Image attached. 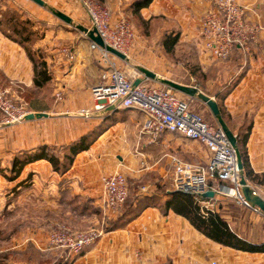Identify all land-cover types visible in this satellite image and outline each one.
<instances>
[{"label":"crops","instance_id":"obj_1","mask_svg":"<svg viewBox=\"0 0 264 264\" xmlns=\"http://www.w3.org/2000/svg\"><path fill=\"white\" fill-rule=\"evenodd\" d=\"M44 1L63 12L73 8L70 0ZM103 1L114 12L124 13V8L133 0ZM241 1L247 6L248 19L264 25V0ZM208 6V0H152L148 6L140 9L139 15L145 20L156 17L181 23L198 21L197 29L193 26L186 29L189 35L199 37V22ZM71 18L74 19L72 16ZM82 33L52 28L36 43V46L43 48L45 52V60L51 75L50 81L40 88L33 84L32 64L23 48L0 33V82L5 84L4 89L10 96L25 103L29 113L35 115L43 113L28 118L19 126L2 130L0 135L2 166L9 168L10 160L18 150L31 149L40 144L58 147L78 139L95 128H99L100 134L89 149L101 143L103 149L109 150L108 144L114 145L122 138L130 139L134 128H137L138 124L141 127L142 121L134 119L132 112H126L125 119L103 129V120L115 109L92 108L90 88L98 81L99 66L89 52V39ZM68 45L73 49L66 55L61 50L63 46ZM201 62V65L207 63L204 60ZM220 62L223 64L221 72L229 71L228 81L224 82L213 95L208 96L216 99L220 94L223 97L224 111L231 120L238 122L236 127L244 119L251 122L246 141L248 162L254 173L264 174V32L260 36L258 46H251L248 52L237 48L223 61L224 63ZM140 66L154 72L157 76L154 80L160 83L162 79L172 80L158 74L148 65ZM26 91L31 92L34 98L28 99L25 96ZM82 108H86L87 112H81ZM231 126V131L236 132L233 125ZM115 129H118V132L113 134ZM89 149L78 153L72 166L63 174L53 171L48 161L40 159L27 164L17 179L1 181L6 183L5 186L11 187L25 179L28 172L31 173L35 185L38 183V175L42 178L39 173L42 171L45 173L46 181L49 183L54 181L59 186L56 187L58 193L87 198L104 216L99 199V175L102 170L124 165L122 161L114 164L110 157L104 158L102 162L96 161L88 156ZM62 181L65 184H62ZM48 187L53 189L51 186ZM259 188L264 189L263 186ZM10 193L13 194L12 191ZM22 193L24 192L18 194ZM133 252H139V258H136ZM86 254L78 259H84ZM86 257L99 264H210L211 261H215L216 264H264V252H246L217 244L199 234L188 221L172 210L164 212L162 207L156 206L143 210L124 228L103 234L96 247ZM6 262L16 264L14 261Z\"/></svg>","mask_w":264,"mask_h":264},{"label":"rangeland","instance_id":"obj_2","mask_svg":"<svg viewBox=\"0 0 264 264\" xmlns=\"http://www.w3.org/2000/svg\"><path fill=\"white\" fill-rule=\"evenodd\" d=\"M96 1L101 4L100 0ZM50 9L63 12L50 5L39 6L31 0H0V10L16 11L22 19H29L33 24V29L43 35L52 28L79 33L80 30L76 28V25L86 27L88 24L86 14L80 7L78 11L75 8H69V11L64 12L68 16L74 17L73 23L70 25L54 16ZM126 16L134 26L141 42L140 46L128 52L129 57L125 62L121 61L124 70L130 76L140 72L136 69L137 65L145 64L166 78L197 87L206 95H213L216 90L224 85V82L228 81L229 71L221 72L223 64L220 61L204 59L200 52V38L187 33L186 28L188 27L193 26L197 29L198 21L181 23L156 17L145 20L137 15L126 14ZM175 36H177L175 45L172 50L167 51L163 42H168ZM203 60L207 63L201 65ZM206 66L209 67L206 68ZM149 82L155 86H165L156 80ZM231 84L229 85L231 86ZM4 87L5 84L0 82V89L5 90ZM176 92L180 97L187 99L188 96ZM25 94L28 99L34 98V95L32 96L27 91ZM12 98L17 101L14 96ZM190 100L193 109L205 121L212 126L218 125L204 102L197 98ZM126 112H132L134 119L138 118L137 120L142 121V115L139 111L118 108L103 120V129L115 125L118 120L125 119L127 117ZM228 117L227 120L231 125L237 128L238 122ZM139 127L140 124L137 127L139 130L134 128V133L130 139L124 140L122 138L120 142H116L114 145L108 144L109 150L108 148L103 149L101 143L96 144L92 149L89 147L88 156L100 162L106 157L112 158L114 164L122 161L124 166H117L126 175L129 187L127 200H134L136 195L156 194L155 196L159 198L158 203L162 207L167 194L171 192L170 176L173 160L204 164L206 160L205 150L198 142L185 139L177 134L164 133L151 140L140 134L141 127ZM117 132L118 129H115L113 134ZM112 169L113 167L110 170H102L100 175L110 172ZM39 173L42 178L38 175V183L35 185H33L31 173L27 172L26 181H22L19 186V182H17L16 185L7 187L5 186L6 183L1 180L8 182L9 180L4 174L9 176L10 173L8 168L0 164V182H4L3 184L0 183V264H8L7 260L14 261L16 264L33 263L26 260H33L41 264H99L98 262L93 263L86 256L96 247L101 237L84 250L82 255L88 253L84 259L79 260L80 256L72 257L63 250L43 248L41 244L44 236L47 232L60 227H67L74 231L102 227L104 231L108 232L107 229L113 222L120 225L119 216L126 205L124 204L117 213L111 216H103L89 199L73 197L69 193L64 195L63 192L61 195L57 191L59 186L56 185V182L49 183L48 180L46 181L45 173L42 171ZM245 178L251 186L264 187V184L255 183L246 176ZM160 180H164L163 183ZM11 191L13 194L10 193ZM20 192L24 193L19 195ZM199 203L202 208L220 212L227 218L230 225L243 236L252 240L264 238V217L240 206L230 193H218L213 199ZM31 235L37 239L39 248L30 240L24 241ZM133 253L136 254V258H139V252ZM68 261L71 263H67Z\"/></svg>","mask_w":264,"mask_h":264},{"label":"built area","instance_id":"obj_3","mask_svg":"<svg viewBox=\"0 0 264 264\" xmlns=\"http://www.w3.org/2000/svg\"><path fill=\"white\" fill-rule=\"evenodd\" d=\"M70 1L73 9H83L88 20L86 28L94 30V34L104 43V46H100L90 40L86 33H82L89 39V52L99 66L98 81L90 88L92 108L139 111L142 115L140 134L151 140L170 133L198 142L205 150L204 164L174 159L170 176L171 191L191 195L195 199L209 190L214 192V196L227 192L240 206L264 217L263 211L256 206L251 207L244 198L240 185V178L244 174L238 166L239 160L234 147L219 125H210L193 109L190 100L193 97L184 99L166 85L160 87L150 84V79L140 75V72L130 76L124 70L121 61L125 62L129 57L128 52L141 43L128 17L96 0ZM208 1L209 6L199 22L200 52L204 59L224 61L230 57L235 47L248 52L251 46L259 45L264 25L248 19L247 6L241 0ZM106 46L121 52L125 57L112 54ZM72 49L68 45L63 46L61 51L69 55ZM138 78L141 79L140 83L134 85ZM17 101L7 90L0 89V135L2 130L19 126L27 120L29 111L25 103ZM81 112H87V109L82 108ZM99 185V199L104 216L117 213L129 193L126 175L120 168H113L99 176ZM251 187L264 198L263 188ZM105 233L106 230L102 227L80 231L60 227L47 232L41 245L43 248L60 249L72 257H79ZM27 240L39 248L34 235L24 241ZM210 264L216 262L211 261Z\"/></svg>","mask_w":264,"mask_h":264},{"label":"trees","instance_id":"obj_4","mask_svg":"<svg viewBox=\"0 0 264 264\" xmlns=\"http://www.w3.org/2000/svg\"><path fill=\"white\" fill-rule=\"evenodd\" d=\"M151 1L152 0H133L123 11L125 15H137L141 18L139 15L140 9L148 6ZM100 2L102 5L105 4L103 0H100ZM0 33L7 39L18 44L25 51L26 56L32 64L33 84L35 87H43L50 81L51 75L45 60V52L43 48L36 46V43L44 35L33 29V24L29 19H22L20 14L16 11L0 10ZM176 41L177 36L170 39L168 42L164 41L163 45L167 51H170ZM236 49L237 47H235L233 51ZM29 93L31 94V92ZM25 96L27 97L26 94ZM215 100L219 106L224 121L231 130V123L227 120L228 114L224 111L222 104L223 97L218 94ZM244 124L246 125L245 127L243 126ZM250 126L251 122L244 119L240 122V125L237 128H234L236 132H232L236 134L241 155L243 174L251 181L263 185L264 174L254 173L248 162L245 143L247 141ZM99 134V128H95L83 134L78 139L58 147L40 144L31 149L18 150L10 160V166L8 168L10 175L7 176L4 174V176L9 181H13L20 176L27 164L40 159L48 161L53 171L63 174L72 166L76 155L87 150ZM25 179L19 181L18 186L22 181H26ZM155 195L156 194L136 195L134 200H127V196L123 203V205L125 204L126 206L122 214L119 216L120 221L118 222H120V225H116L117 222H113L107 231L124 228L148 207H161L158 203L159 198ZM167 195V198H165L163 202V211L167 212L168 210H172L175 214L183 217L205 238L217 244L241 251L264 252V238L262 240H252L247 238L237 231L236 228H233L227 218L220 212L202 208L199 202L206 201L208 198L200 197L195 199L191 195L174 191L169 192ZM75 197L79 198L78 196ZM26 261L29 263L33 262L32 264L38 263L33 260ZM67 263L71 262L68 261Z\"/></svg>","mask_w":264,"mask_h":264},{"label":"water","instance_id":"obj_5","mask_svg":"<svg viewBox=\"0 0 264 264\" xmlns=\"http://www.w3.org/2000/svg\"><path fill=\"white\" fill-rule=\"evenodd\" d=\"M34 3L38 4L39 6L45 7L46 3L44 2V0H31ZM52 14L54 16H56L58 19H60L61 21H63L66 24H72L73 20L70 16H68L67 14L58 11V10H54V9H50ZM76 28L79 29L81 32L86 33L88 38L94 42H96L98 45L100 46H104V43L102 41V39L94 34V30H88L86 27L82 26V25H76ZM106 49L108 51H110L112 54L120 57V58H124L125 55L122 54L121 52L115 50L114 48H111L109 46H106ZM136 68L146 77L149 79H157V76L154 72H152L151 70L143 67V66H136ZM141 81L140 78L136 79L134 81V85L139 84ZM162 83H164V85L180 92L183 93L189 97H193V98H197L199 100H201L202 102H204L211 114L213 115V117L216 119L218 125L222 128V130L224 131L226 137L228 138V140L230 141L231 145L234 147L236 154L238 156V166L239 168L242 170V161H241V155H240V151H239V147H238V143H237V138H236V134H234L229 127L227 126L226 122L224 121L219 106L216 102V100L213 97H210L206 94H204L202 91H200L197 87L195 86H190V85H185V84H181L172 80H168V79H162L161 80ZM36 115H43L42 114H36ZM33 113H29L26 116V119H30V118H34L36 116ZM240 185H241V190L242 193L244 195L245 200L248 202V204L251 207H258L261 211L264 212V198H262L261 196H259L258 194H256L253 190V188L251 187V185L247 182L246 178L244 175L241 176L240 178ZM204 198H213L214 197V192L209 190L206 191L204 193H202L201 195Z\"/></svg>","mask_w":264,"mask_h":264}]
</instances>
